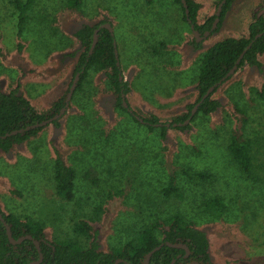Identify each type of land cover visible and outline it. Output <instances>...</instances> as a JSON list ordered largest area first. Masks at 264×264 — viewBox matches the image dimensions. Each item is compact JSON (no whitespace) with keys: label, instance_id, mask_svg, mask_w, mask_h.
Masks as SVG:
<instances>
[{"label":"rangeland","instance_id":"1","mask_svg":"<svg viewBox=\"0 0 264 264\" xmlns=\"http://www.w3.org/2000/svg\"><path fill=\"white\" fill-rule=\"evenodd\" d=\"M82 2L71 9L69 0H37L24 32L21 60L16 56L18 13L11 0H0V86L6 91L20 86L35 107H50L71 88L77 58L62 57L80 48L73 32L107 19L123 79L130 86L128 108L141 118L157 116L162 123L187 113L196 102L205 51L226 38L246 36L253 10L264 4L238 0L220 31L198 35L203 39L195 48V33L175 0ZM197 2L201 18L218 12L216 0ZM163 43L155 55L153 47ZM259 61L260 68H238L218 88L213 98L221 106L215 113L197 111L189 131L169 129L166 140L158 128L150 131L117 107L104 73L89 75L76 95L75 89L60 127L50 124L9 155L0 154L4 212L42 222L49 239L83 244L91 239L75 229L88 222L100 232L106 252L147 225L180 214L209 235L216 264H264V104L257 95L264 85V56ZM235 104L248 118L246 133L260 140L252 177L229 154L231 135L245 122ZM53 147L77 172L73 202L55 193ZM188 171L207 172L213 178H191ZM172 180L181 196L167 199L164 189ZM214 197L225 201L220 215L206 208Z\"/></svg>","mask_w":264,"mask_h":264},{"label":"trees","instance_id":"2","mask_svg":"<svg viewBox=\"0 0 264 264\" xmlns=\"http://www.w3.org/2000/svg\"><path fill=\"white\" fill-rule=\"evenodd\" d=\"M37 0H11L18 13L17 28V57L24 60L23 52L25 50L22 44L24 32ZM83 0H69V7L75 9L82 6ZM189 7L188 21L185 8L181 0L175 2L182 7L184 11V20L194 26L193 31L199 35L205 36L208 33L219 32L226 17L231 12L232 6L238 0H216L219 6L225 1L220 16V23L216 31H212L217 18V13L211 16L202 17L201 4L197 0H186ZM110 23L105 19L97 24H83L73 32V35L80 43L78 51L62 58H77L74 67V77L70 84L72 87L74 80L80 74L75 95L82 90L83 84L89 75L94 73H104L109 86L111 87L115 102L118 108L127 111L133 119L142 124L136 117V111L131 112L125 108L123 96L130 93V86L124 79L122 69L118 66L115 49V37L107 29H101L97 44L91 51L95 31L102 25ZM112 24V23H110ZM262 36L257 39L258 35ZM192 45L199 48L197 38L193 39ZM245 57L239 65V69L245 65L260 68V57L264 56V4L257 6L252 13V23L248 28V34L240 38H226L210 46L201 58L198 81L196 90L197 100L194 104L188 106V112L175 116L171 122L162 123L160 118L152 116L151 118H141L148 125L150 131H161V138L167 139L168 131L177 128L180 131H189L192 125H181L192 117L195 106L201 103L198 114L209 116L215 113L221 106L220 102L213 98L214 94L221 85L228 82L226 79L223 84L220 82L232 71L237 61L245 50L250 46ZM165 47V44H159L153 47V53L159 54V50ZM215 91L205 100L204 96L212 88ZM71 88L67 91L70 93ZM68 94L61 96L50 107L40 110L25 96L20 86L11 91H6L0 86V137L13 131L26 129L35 124L43 123L60 114L66 107ZM258 97L264 104V85L257 91ZM128 103V101H126ZM237 111L244 117L243 130L238 127L231 135L229 143V154L242 172L253 176V168L260 150L259 137L246 133V124L248 118L244 110L235 104ZM193 116L191 122H194L196 116ZM60 120V119H59ZM54 121L55 127H60V121ZM190 122V123H191ZM174 124H179L174 127ZM167 125H170L168 127ZM43 128L26 131L16 136L0 139V154L9 155L17 146H21L31 139L37 137ZM254 136L255 138H252ZM54 151V188L57 196L67 202H73L76 198V180L77 172L68 165L64 155L59 148L53 147ZM191 178L197 177L201 180L210 181L213 175L207 172H186ZM167 199L172 196L180 197L181 191L172 180L164 189ZM206 208L214 211L215 215H220L225 209V201L221 197H214L206 201ZM0 213L11 228L12 238L16 244L12 243L8 237L4 222L0 218V264H34L39 262L41 255L36 242L41 247L43 261L40 264H145V259L154 249L164 245L159 251L148 259L147 264H216L211 255V242L209 235L188 222L182 215L177 214L168 217L163 221H155L140 230L134 238L127 241L124 245L113 247L110 251H103L100 245V232L88 222H81L76 225V232L90 240L88 244H83L78 240L68 239H49L46 233L45 225L35 220H24L15 214L5 213L0 202ZM31 236L32 239H29ZM23 239V240H22ZM22 240V241H21ZM184 245L182 247H169L167 244ZM189 250V253L187 252Z\"/></svg>","mask_w":264,"mask_h":264},{"label":"water","instance_id":"3","mask_svg":"<svg viewBox=\"0 0 264 264\" xmlns=\"http://www.w3.org/2000/svg\"><path fill=\"white\" fill-rule=\"evenodd\" d=\"M181 1H182V4H183L184 8H185V11H186V15H187L188 21L191 23V20L189 19V7H188V4H187V1H186V0H181ZM224 4H225V1H224V2L219 6V8H218L217 18H216V20H215V24H214V26H213V28H212V31H215V30L217 29L219 23H220V16H221L222 8H223V5H224ZM101 29H107V30L110 31V33H111L112 35H114V34H113V26H112V24L107 23V24L102 25L101 28H99V29H97V30L95 31V34H94V42H93V46H92L91 51L94 50V48H95V46H96V44H97L98 36H99V32H100ZM192 29L194 30V26H193V25H192ZM194 33H195V36H196V38H197L198 35H199V33H198L197 31H194ZM208 34H209V33H208ZM206 35H207V34H206ZM261 36H262V34H261V35H258V36H257V39L260 38ZM204 37H205V36H204ZM200 39H203V38H200ZM200 39L197 38V42H199ZM251 46H252V45H250V46L247 48V50H245V51L243 52V54L241 55V57H240L239 60L237 61L236 65L234 66V68L232 69V71L226 76V78H224V79L220 82V84H223V82H224L226 79H229L231 76H233V75L236 73V71L238 70V67H239L241 61H242L243 58L245 57L247 51L250 50ZM115 49H116V51H115V52H116V57H117V60H118V66H120L119 55H118V50H117V44H116V43H115ZM79 79H80V74H78V75L76 76V78H75V80H74V83H73V85H72V87H71L70 93H69L68 98H67V104H66V107H68L69 104H70V100H71V98H72V95H73L75 89L77 88V85H78V81H79ZM122 80H123V77L121 78V81H122ZM216 87H217V86L212 87V88L207 92V94L204 96L203 100L207 99V98H208V97H209V96L215 91ZM123 103H124L125 108H128V105H127V102H126V98H125V96H123ZM200 105H201V103H199V104H197V105L195 106V108H194V110H193V113H192V117L196 114V112L198 111ZM66 107H65L64 109H62V111L60 112V114H58L57 116H55L54 118H52V119H50V120H47V121H45V122H43V123L35 124V125L30 126V127L26 128V129H21V130L13 131V132H11V133L6 134L5 136L0 137V139H2V138L12 137V136H16V135L21 134V133H24V132H26V131H31V130H34V129L43 128V127H46V126H48V125H50V124H53L54 121L59 120V119L63 116V114H64V112H65V110H66ZM131 112H132V111H131ZM192 117H191L189 120H187L184 124H180V126H181V125H185V126L189 125L190 122H191ZM136 118H137L140 122H144L143 119H140V118H138V117H136ZM167 126L170 127V125H167ZM178 126H179V124H174V127H178ZM0 218H1V220H2V221L4 222V224H5V227H6V230H7V234H8V237H9L10 241H11L12 243L16 244L17 242H15V241L13 240V238H12L11 228L9 227V225L7 224V222L4 220V218H3V216H2L1 213H0ZM28 238H29V239H32L31 236H28ZM22 240H23V239H22ZM22 240H21V241H22ZM36 245H37V248H38V250H39V252H40L41 258H40L39 262L34 263V264H40V263L43 261V255H42V253H41V247H40L39 243L36 242ZM167 245H168L169 247H174V248L184 246V245H181V244H179V245H173V244H169V243H168ZM163 246H164V245H161L160 247H158V248L154 249L152 252H150V253L148 254V256L146 257V259H145V264H147V263H148V259H149L152 255H154L157 251H159ZM187 252L189 253V250H188V249H187ZM117 264H119V262H118ZM191 264H197V263H191Z\"/></svg>","mask_w":264,"mask_h":264}]
</instances>
